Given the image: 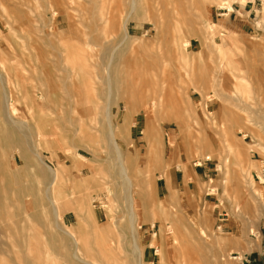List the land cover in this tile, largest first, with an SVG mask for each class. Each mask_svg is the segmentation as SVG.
<instances>
[{
	"label": "rangeland",
	"instance_id": "374dc122",
	"mask_svg": "<svg viewBox=\"0 0 264 264\" xmlns=\"http://www.w3.org/2000/svg\"><path fill=\"white\" fill-rule=\"evenodd\" d=\"M56 1L59 15L53 21L47 13L52 23L42 32L43 0H0V59L6 60L0 69L21 84L17 91L10 89L17 103L13 116L46 122L50 151L40 147L42 156L64 172L60 189L47 188V168L26 145L22 151L29 165H21L14 146L25 142L7 122L0 78V161L9 163L0 180V203L9 220L23 219L0 236V264H89L77 262L69 239L51 227L49 195L67 208L61 224L76 232L79 254L96 264H242L247 256L264 257V0L245 11L234 8L239 0H200L199 8L192 0H143L148 15L135 13L128 22L126 48L111 68L113 122L136 195L140 259L131 253L133 232L122 199L119 204L115 197L122 191L110 182L112 165L106 161L115 155L106 126L105 49L122 39L119 22L129 12L128 1L97 0L105 16L113 10L123 15L116 17L113 30L102 22L94 27L93 0ZM118 2L125 5L122 11ZM229 5L233 13L218 8ZM172 8L179 14L177 29ZM60 36L67 41L60 43ZM69 50L76 53L73 64ZM224 57L243 71H220ZM67 69L72 74L68 92L62 88ZM239 74L249 80L255 96L248 112L238 108L246 107L243 102L225 96L233 95ZM154 101L157 109L147 110ZM26 105L33 107L30 117ZM74 122L78 136L70 126ZM79 153L81 158L71 156ZM171 163L182 166L174 176ZM94 175L109 183L94 187L81 182L91 184ZM82 207L87 209L80 215ZM24 210L30 220L24 219ZM197 223L211 246L195 235Z\"/></svg>",
	"mask_w": 264,
	"mask_h": 264
},
{
	"label": "bare ground",
	"instance_id": "6f19581e",
	"mask_svg": "<svg viewBox=\"0 0 264 264\" xmlns=\"http://www.w3.org/2000/svg\"><path fill=\"white\" fill-rule=\"evenodd\" d=\"M43 1H44V4H45L44 6H45V9H46V13L42 17V24H43L42 32H44L43 31V29L45 28L44 26H50V23H52L47 18V15L46 14L47 13H50L51 20L55 21V18L59 15V12H60V8H59V5L57 4V1L56 0H43ZM117 1H119V0H117ZM127 1L128 2L126 3V5L129 6V9H128L129 12H128L127 16L126 17H123L124 19L120 20V22H119V24L122 23V25H119V26H121V33H122V36H121L122 39H121V41H119V42L117 41L118 43L116 42L117 44H115V45L112 44L111 46H107V47L105 46L106 49H105V47L103 48V50L105 49V51L106 50H109V53H107L108 54L107 55L108 56L107 57L108 58V63L106 65L107 76L105 77V82H106L107 88L109 89V92L106 94L107 104H106V112L105 113H106V117H108V122H107V125H106L107 126V130H108L107 131L108 133L107 132L106 133L108 134V141H109V143H110V145L112 147L113 153L115 155V160L112 159V162H111L110 158H108V159H106V161L109 160L110 161L109 166L112 165V167H110V170H111V168H112V170L109 171V168L107 170V175H109L110 176L109 178L111 179L110 182L113 185H115L116 189L118 187H120V190L122 191V194L121 195H119L120 193L117 192L118 194H116L115 197H116L117 201L119 202V204H120V201L122 199V202L121 203H123V207L125 209V213L127 214V218H128V222H129V227L131 228V230L133 232V234H132L133 252H131V253H133V255L135 257H137V258L138 257L141 258L142 250L140 249L141 247L139 246V243H138V235H137V231H136V226L137 225L135 226V221L137 219V211H136V207H135L136 195H135V192L132 189L133 184H132V178H131L130 169H129V166L130 165H129L128 159L126 157V153L121 149V146H120V142H119L120 141V138L118 137V127H117V124H115L113 122V117H114V112H115V109H114V105L113 104L115 103L114 101L116 100L115 97L113 98V87H114V80H113V78L114 77L111 74V68H112V65H113V61L116 58H119L121 51H123L122 50L124 48L123 46L126 45V41L129 38V34L127 32V25H128V22L130 21V19L134 18L133 14H135V13H139V14L140 13H146L147 14V8H146V6H144L143 0H127ZM198 1H200V0H192V2H193L192 4H194L195 7L197 6V8H199V6H200ZM246 1L247 0H239V2H241L243 4ZM93 3H94V10L92 12L93 14H92V17H91V21H92L94 27H98L97 26V23L98 22H102L103 26L104 25L105 26L106 25H109L108 28L111 27V29H112V28H114V25L117 24V20L118 19L116 17L122 18V16H123L122 15L120 17L121 12H120V14L118 12L119 10L122 11L121 10L122 8H125V5H124V7H122V4H123L122 2H121V5L118 2L119 3L118 4V7H119V5L121 7V8L119 7L120 9L117 11L118 12V15L117 14L115 15L113 13L115 10H113L112 13H110L111 15H107V16H105V14L103 13V10H105V8H103V10L101 8L100 9L99 8L97 9V7H98V1L97 0H93ZM202 4H205V3H202ZM204 8H206V7H204ZM228 8H229L228 9L229 12L233 10L231 5H229ZM123 11H124V9H123ZM172 11H173V13L177 14L174 17V20H173L174 21V28L177 29V24L179 23V18L177 16L179 14H178V11L177 10L175 11L173 9ZM169 13H170V11H169ZM106 14H108V13H106ZM122 14H123V12H122ZM80 17H82V16H80ZM260 17H261L262 21H264V12L263 11L260 13ZM135 19H136V17H135ZM182 25H183V23H182ZM99 27H100V25H99ZM51 28H53V27H50V29ZM96 31L99 32L100 30H96ZM51 32H52V30H51ZM100 32L102 34V31H100ZM105 32L103 31L104 34H105ZM47 34H49V33H47ZM47 34L45 33V37H46L45 40H48V42L50 43L51 40H50V38L48 37ZM101 34L99 33L100 36H101ZM104 36H106V35H104ZM99 37H96L95 38V41L96 42H100ZM113 38H116V37H113ZM89 39L90 40L92 39L91 36L89 37ZM33 41H34V39H33ZM59 41H60V43H62V42H66L67 40L65 39L64 36L63 37L60 36ZM90 44L91 43H88V45H90ZM125 48H126V46H125ZM68 54H70V60H71V62L73 64L76 53L72 52V50H69L68 51ZM231 60L233 62H231L226 57H224L223 59H221V61L219 62V65H218V68L220 69V71L223 72L224 70L227 69V67L233 68V69H235L237 71H243L240 67H239V69L236 68L239 65L235 66V63L236 62L233 59H231ZM4 62H6L5 59H3V60L0 61L2 67H5ZM15 71L18 72L17 70H15ZM71 76H72V74L70 73V69H67V74L64 77L63 84H62L63 85L62 88L65 91H67V92H68L69 86H70V83H69L68 80H69V78ZM13 77H15V76L13 75ZM0 78L4 80L3 86H1V87H3L2 101L4 102L3 104L5 105V115H6V118L8 120L7 122H9L11 125H13L15 127V129H17V131L19 132V134L21 133V135H22L21 140H23L25 142V143L17 144L16 146H14L16 148L15 151H18L19 152L21 150L19 153L16 152V154L18 156H21V159H22L21 165L22 166H28L29 165L28 159L26 158L25 153L22 151L23 146L25 147V145H26L27 148L32 153V155L34 156L35 161L37 163H39L40 165H42L43 167L45 166L47 168V172H48V176H49L48 178L50 179V185L49 186H46V187L49 188V189H53V190L60 189L61 186H59V183L61 182L62 179H64V177H63V173L64 172L62 173V170L60 168H52L51 166H49L45 162L44 157L42 156V153L43 152L40 149V147H43L45 150L50 151V142H51V140L49 139L50 136L46 133V130H45V128H48L46 122H44V121H42L40 119H36L35 118V123L32 124V123H30L28 121H24V120H20V119L15 118L13 115H14V113L17 110V108L14 107V104L16 102H15V100H13V95H12V92H11L10 89H11V87H13L17 91V89L19 87H21L20 81L18 79H16V78H12V76L9 73L8 70H7V73H4L0 69ZM19 79H21V78L19 77ZM237 79H238V81L236 83L234 81V88L230 91L231 93H233V95H225V96H226V98H228L229 100H233L234 102H243V105H245L247 108L244 107V106L243 107L240 106L238 108L242 112H246L247 109H248V107L249 108H253L252 105H251V103H249V100H253L255 96L252 95L253 92L250 90V82H249V80L247 78H245L243 75L242 76L240 75V77H237ZM0 84H2V83H0ZM261 89H262V87H261ZM217 96L219 97L218 93H217ZM154 102H152V104H151L152 108L150 106V107H148L146 109L147 110H150V111H153V110L157 109L156 102L155 103ZM3 104H2V106H4ZM160 106H161V104H160ZM32 108H33L32 106L30 107V106L26 105V109L29 110V117L34 114L33 112L30 111V110H32ZM144 112L147 113V111L145 109H144ZM3 113H4V111H3ZM42 113H40L38 116L41 117ZM245 119L250 122L249 115L246 116ZM70 126H72V128H74L73 134L76 135V136H78V134H79V128L76 126L75 122L73 124L71 123ZM146 129H147V127L144 128L143 131L145 132ZM26 136H28V138ZM21 140L18 138L16 141H21ZM21 146H22V148H21ZM230 149H232L231 146H229V150ZM71 156H74V157H77V158H79V157L81 158L82 157V155L80 153L79 154H72ZM124 157H126V158H124ZM80 163H81V165H85L87 162L81 160ZM98 163L100 164V162H98ZM8 164L9 163H7V162L0 161V180H3L5 178V176H6V169H7ZM195 164L196 165H200V161L198 160ZM170 165H172V167H173V176H174L175 169L176 168H179V167H182L180 163H171ZM14 167H15V165H14ZM248 181H249V184L252 185L253 182H252L251 178L248 177ZM81 182H83V184L87 183L89 186L93 185L94 187L100 186L102 184L109 183V181H106L105 182V177H103V176L102 177H97L95 175H94V177L92 179V183L90 182L91 184H89L87 180H82ZM226 182H227V180H226ZM136 184H137V182H136ZM53 190H52V192H53ZM215 191H216L215 189H210L211 194L215 193ZM45 193H46V191H45ZM49 196H48V198L47 197L46 198L48 199L47 201H48V204H49V209L51 210V214L53 216V221L51 222L50 225L55 230H60L69 239L71 245L74 246V249L72 250V255L71 256L77 262H79V263H83V261H85V262H87L89 264H96L93 261H88V260L84 259L79 254V252H80V239L78 238V236H77L76 232L74 231V229L71 228V227H69L66 224H61V219H62L61 217L64 214L62 212H63L64 209H67V208H64V207H66L67 205H70V204L67 203L66 206H63L64 209H62V207L59 206L60 202L55 197H53V196L49 197ZM27 198H29V197H27ZM27 198H26V203L25 204H27V202L29 203V201H27ZM28 200H30V199H28ZM4 203H6V198H4ZM28 205L30 206V204H28ZM28 205L26 206L27 208L29 207ZM82 208H83V209H81L82 211L78 212V214H80V215L86 213L84 211V209H87V207H82ZM23 213H24V219L25 220H30V215L27 214V211L24 210ZM2 216H5L8 221L7 222L4 221L2 219ZM22 220L23 219L19 218L17 220V222L21 225V224H23V223H21ZM17 222L16 221L9 220V213H8V209L6 208V205H2L0 203V236H2L3 234H5L6 232H8L9 229L16 228ZM119 223H120V221H119ZM194 224H196V223H194ZM195 235L200 239V241L202 243H204L206 245H210V246L212 245V242L208 239V235L206 234L205 229H203L201 227V225L198 224V223L196 225ZM0 248H2L1 241H0ZM140 258H138V259H140ZM95 261H97L99 264H101L98 260H95Z\"/></svg>",
	"mask_w": 264,
	"mask_h": 264
},
{
	"label": "crops",
	"instance_id": "0c3cea01",
	"mask_svg": "<svg viewBox=\"0 0 264 264\" xmlns=\"http://www.w3.org/2000/svg\"><path fill=\"white\" fill-rule=\"evenodd\" d=\"M251 1V2H250ZM256 4V0H248L246 3H244V5L243 4H239V5H237V4H233L234 5V8H236V7H239V9L238 10H243V11H245V9H246V7H249L250 8V10L254 7V5ZM249 10V11H250ZM231 13H233V11H231ZM263 177H264V174H263ZM263 184H264V182H263ZM242 264H264V257H260L259 255H258V257L256 258V257H254V255L252 256V257H250V259H249V257L247 256L243 261H242Z\"/></svg>",
	"mask_w": 264,
	"mask_h": 264
},
{
	"label": "built area",
	"instance_id": "2783aa9c",
	"mask_svg": "<svg viewBox=\"0 0 264 264\" xmlns=\"http://www.w3.org/2000/svg\"><path fill=\"white\" fill-rule=\"evenodd\" d=\"M218 8H220V9H223V10H225V11H227V12H228V9H227L226 7H223V6H218ZM227 12H226V13H227ZM230 12H231V11H230ZM226 13H225V14H226ZM225 14H224V15H225ZM221 15H222V14H221Z\"/></svg>",
	"mask_w": 264,
	"mask_h": 264
}]
</instances>
